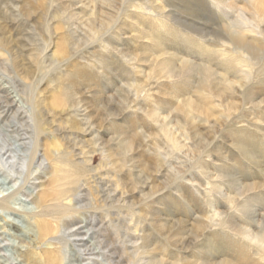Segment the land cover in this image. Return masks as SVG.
I'll return each instance as SVG.
<instances>
[{
    "label": "rangeland",
    "instance_id": "1",
    "mask_svg": "<svg viewBox=\"0 0 264 264\" xmlns=\"http://www.w3.org/2000/svg\"><path fill=\"white\" fill-rule=\"evenodd\" d=\"M2 199L0 264H264V0H0Z\"/></svg>",
    "mask_w": 264,
    "mask_h": 264
},
{
    "label": "bare ground",
    "instance_id": "2",
    "mask_svg": "<svg viewBox=\"0 0 264 264\" xmlns=\"http://www.w3.org/2000/svg\"><path fill=\"white\" fill-rule=\"evenodd\" d=\"M216 35H217V33H216ZM231 42H232L233 46L235 47L236 51H238L240 49L242 52L246 51L248 54H251V55H255V53H257L259 51L258 48H256V46L254 47L247 42H243V41L237 39L236 35H231ZM225 53H227V51H225ZM170 76H172V75H170ZM225 81H229V80L225 79ZM230 85H232L231 82H230ZM34 102H35V104H37V102H38V99L36 97L34 98ZM36 106H37V108H39L38 104ZM38 112L40 113V109ZM40 115H41V113H40ZM38 121H39V115H38ZM47 153H48L49 157H51L54 160L56 159L58 161H60L62 157H65V159H66V157H68V155H66V154H63L64 156L61 154V155L56 157V155H54L53 151L50 149L47 151ZM67 160L69 162L73 163L74 159L71 155L69 157V159H67ZM55 169H56V172H55L54 176L52 177V181H51V182H53V186L49 187V189H51V190H48L42 194V196L40 198V200H41L40 202H41V205H43V207H45V206L47 207V205H48V206H51V207L57 209L58 207L66 206V205L62 204L63 199H61V198L64 197L66 191L69 188H71L72 186H68V188H66L65 186L67 184L73 185L77 176H75L76 174L72 175L73 173H71L72 171L70 172L69 169L66 170L62 166H59V165L58 166L56 165ZM66 172H70V173L68 174ZM72 176H74V177H72ZM50 198H51V200H55V202L48 204V200H50ZM4 205H5V199L0 200V207L4 206ZM41 228H42V231H41L42 237H45L51 233V229L48 228L47 225H43V223H42ZM243 234L246 238H248L251 241L257 242L259 240V237L257 235H255L250 229L244 230ZM48 264H56V263L52 257H49Z\"/></svg>",
    "mask_w": 264,
    "mask_h": 264
}]
</instances>
